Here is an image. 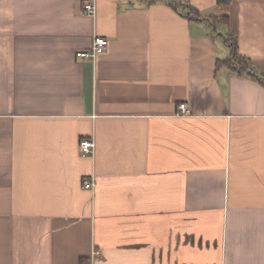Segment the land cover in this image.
I'll use <instances>...</instances> for the list:
<instances>
[{"label":"crops","instance_id":"obj_1","mask_svg":"<svg viewBox=\"0 0 264 264\" xmlns=\"http://www.w3.org/2000/svg\"><path fill=\"white\" fill-rule=\"evenodd\" d=\"M180 1L0 0V264H264V0Z\"/></svg>","mask_w":264,"mask_h":264},{"label":"built area","instance_id":"obj_2","mask_svg":"<svg viewBox=\"0 0 264 264\" xmlns=\"http://www.w3.org/2000/svg\"><path fill=\"white\" fill-rule=\"evenodd\" d=\"M84 11L86 14L94 16L96 14V7L94 3L89 2L85 4ZM108 46H109L108 39L104 37L96 36L93 41L92 49L89 52H78L77 58L95 60L100 53L104 52L108 48ZM179 111L182 112L183 114L190 113V109L187 104H181L179 106ZM95 148H96V143L94 139H83L80 142L81 154L84 157L94 155ZM84 185L86 189H94L95 187L94 182L90 180H86L84 182ZM101 256L102 253L99 250H94L91 255V262L86 264H93L94 261L99 259Z\"/></svg>","mask_w":264,"mask_h":264},{"label":"trees","instance_id":"obj_3","mask_svg":"<svg viewBox=\"0 0 264 264\" xmlns=\"http://www.w3.org/2000/svg\"><path fill=\"white\" fill-rule=\"evenodd\" d=\"M164 1L168 2L171 7H173L182 15H185L187 17H191L193 15L195 17L200 16V13L197 10H195L193 7L189 6L188 4H183L182 1L180 0H164ZM224 18L226 17H222L220 20L225 22ZM226 41L232 49V56L230 59L224 61L222 64L227 66L233 73L239 75H249L263 82L264 78L259 77L256 74L252 62L249 59L239 54L237 37H235L234 35L227 36Z\"/></svg>","mask_w":264,"mask_h":264}]
</instances>
